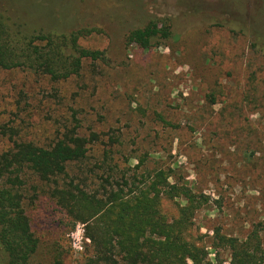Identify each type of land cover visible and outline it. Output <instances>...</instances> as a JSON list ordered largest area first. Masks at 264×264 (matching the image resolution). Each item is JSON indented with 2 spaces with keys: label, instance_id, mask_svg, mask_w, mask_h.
Returning a JSON list of instances; mask_svg holds the SVG:
<instances>
[{
  "label": "rangeland",
  "instance_id": "374dc122",
  "mask_svg": "<svg viewBox=\"0 0 264 264\" xmlns=\"http://www.w3.org/2000/svg\"><path fill=\"white\" fill-rule=\"evenodd\" d=\"M223 1L0 0L8 18L81 32V48L104 53L60 79L0 64V188L36 240L30 264H83L90 251V224L73 222L56 191L105 200L157 171L207 199L184 238L212 264L232 261L216 233L239 244L257 234L264 250V32L252 29L264 0H240L238 24L216 16ZM155 24L168 35L148 48L129 40ZM64 135L88 151L44 178L27 152H49ZM184 204L163 199L161 215L169 221ZM0 264H9L1 248Z\"/></svg>",
  "mask_w": 264,
  "mask_h": 264
},
{
  "label": "trees",
  "instance_id": "16d2710c",
  "mask_svg": "<svg viewBox=\"0 0 264 264\" xmlns=\"http://www.w3.org/2000/svg\"><path fill=\"white\" fill-rule=\"evenodd\" d=\"M35 4L36 9L45 7ZM259 8L252 26L255 33L264 32V3ZM226 12L231 21L238 24L243 14L240 0H226L222 5H216V16L220 18ZM8 17L0 12V64L7 68L42 71L52 79H60L73 75L84 59H104L103 52L88 51L79 46L81 32L37 30V26L29 27V20L20 16H15L16 19ZM167 35V29H157L155 24L131 33L129 40L148 48L150 41ZM86 142L77 135H64L49 152L29 149L26 160L46 178L62 173L67 163L83 159L88 151L84 149ZM122 186L126 188L128 183L122 181ZM132 188L124 192L119 187L104 197L105 200L82 189H76V193L55 192L58 203L67 210L73 222L89 223L92 228V233L86 237L91 245L88 254H84L83 264H212L205 248L192 245L184 238V233L192 226L195 212L207 202L204 196L196 195L185 186L168 183V176L163 171L154 172L151 177L142 176L140 185L137 187L133 183ZM13 197L0 188V248L8 254L9 264H30L37 249L36 240L19 200ZM163 199H183L185 202L176 207V214L169 221L161 215ZM256 235L240 244L237 239L218 233L215 236L231 251L230 264H264V250ZM251 237L255 238V248L242 254L249 250ZM54 264H61L59 256H55Z\"/></svg>",
  "mask_w": 264,
  "mask_h": 264
}]
</instances>
